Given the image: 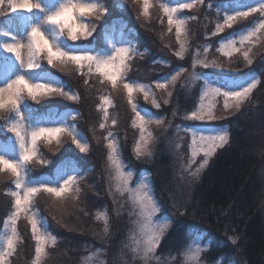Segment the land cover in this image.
<instances>
[{"label":"trees","instance_id":"16d2710c","mask_svg":"<svg viewBox=\"0 0 264 264\" xmlns=\"http://www.w3.org/2000/svg\"><path fill=\"white\" fill-rule=\"evenodd\" d=\"M166 1L171 2L152 0L149 7L152 21L143 23L138 19L136 5L133 4L134 9H126L125 3L97 0L98 7L103 9L100 20L89 21L95 24L92 35L75 43H92L95 49H102L105 28L120 23L128 34L132 51L115 88L89 66L79 68L69 61L49 66L45 58H39L37 69L55 76L61 81L62 89L75 98L67 99L54 93L33 100L24 94L26 107L35 117L52 109L73 111L72 122L88 149L81 152L72 142V136L62 133L51 143L46 139L38 140L36 155L25 165L30 179L52 175L66 160L77 170L76 180L63 197L55 201V196L41 191L32 198L33 211L55 240L41 255L39 264H82L83 258L93 251L102 253L105 264H184L181 254L195 235L210 242L201 258L204 264L220 259L224 260L223 264H264V30L260 31L256 45L245 46L240 54L224 62L215 60L219 68L209 72L212 75L224 72L229 77L253 74L259 78V83L238 108L231 107L223 114L218 112L219 116L230 117L228 121L222 119L229 127V140L194 176L198 165L190 162L189 135L183 128L193 122L185 116L194 111L197 94H184L169 81L164 89L153 86L154 94L148 100L142 93L135 95L133 103L148 109L156 118L149 125L152 134L147 151L137 155L135 148L140 131L137 124L133 125L135 113L123 87L128 82L153 85L172 73L170 59L164 58L167 53L164 43L173 47L178 38L172 31L171 39L163 33L167 23L158 6ZM2 9L6 10L5 5ZM0 13H3L1 24L4 17L1 8ZM198 16L200 26L194 21L189 25L191 42L199 44L202 37L205 39L206 34L213 33L209 49L216 58L220 57L219 43L225 34L250 28L263 18L257 12L216 33L218 15L208 11L207 17H203L209 22L210 33L205 34L208 22L203 21L201 14ZM245 52L254 57L251 64ZM171 54L175 57V53ZM187 55L190 57L192 53ZM157 58L163 59L158 61ZM185 66L191 70L190 63ZM105 99L111 103L104 104ZM12 113L10 107L0 109V139L7 140L14 135L6 126ZM109 141L115 146L118 144L119 156L135 177L140 172L148 173L153 197L160 208L158 216L171 217L173 221L179 219L191 226L184 236H178L172 231L174 225L170 224L153 260H141L130 243L138 212L117 185L115 167L109 159L112 155ZM16 180L10 170L0 171V233L14 211L12 191ZM101 215L104 218H100ZM15 227L18 237L7 264H37V241L28 218L19 215Z\"/></svg>","mask_w":264,"mask_h":264},{"label":"rangeland","instance_id":"374dc122","mask_svg":"<svg viewBox=\"0 0 264 264\" xmlns=\"http://www.w3.org/2000/svg\"><path fill=\"white\" fill-rule=\"evenodd\" d=\"M115 1L116 2L118 1L121 4L125 3L123 7L126 9L127 8L134 9V5H136L137 10L139 12L138 15L140 18L138 19L140 20V22L150 23L152 21L151 12H149V7L152 4V0H148L147 14H145L144 12L143 0H132V1L115 0ZM30 2L38 5V7L34 8L31 12H23V11L12 12L7 4H5L6 10H3L2 9L3 6H0L1 11L4 12V17L0 24V87H6L8 83L12 82L19 76H23L30 83L33 84L42 83L51 86L53 88H58L63 90L61 87L62 85L61 81H59L55 76H52L50 73L46 71H42V69L39 70L36 68L35 70L30 71L26 68L29 62H32L33 60L39 61L40 58V56L34 55L29 49L28 34L30 33L32 27H39L49 37L50 40H52L54 43L57 44L58 47H60L62 50L70 54L91 55L97 60H107L111 58L113 55H115L117 49L120 48L127 49L128 50L127 57L132 51L131 50L132 46H130L128 34L124 31V28L118 22H115L110 27L105 28L104 46L102 49H95L92 46V43L91 45L90 43H86V42H85L86 44H80V43L77 44L75 42H74L75 44L71 43V41H68L64 37H61L53 26L48 25L45 22L46 17L54 13L58 9L59 5L63 2V0H30ZM85 2L93 3L98 6L97 0H85ZM183 2H185V0H171V2L166 1L158 6V8L162 10V14L164 15L166 23L168 21V17L164 14L162 5L164 4V6L174 7ZM259 2L260 0H237L233 2H230L228 0H203L202 3H199L197 2V0H192L193 7L191 9H178V12L176 13L177 17L189 18V19H186L185 24L181 29V36L179 37L178 43L175 46L172 47L167 45L168 43H164V47H165L164 52H167L164 53V58H166L167 60L170 59L168 61L169 63H171L173 67L172 73L168 77L164 78V80L160 79L157 80L156 82L160 81V82H165L166 84V82L170 81L174 88H177L180 92H183L184 94H197V103L194 111L200 108L201 105L200 97L205 88L206 81L211 86L218 87L225 91L238 90L246 86L252 80H255L257 82L256 83V87H257L259 83V78L253 74L245 75L243 77H229L226 75V73L219 72V69L217 70V72H219L217 75H212L209 72L213 71L212 69L219 68L218 65L219 63H217L215 60L224 62L225 60H228L237 53L240 54L241 53L240 51L244 50L245 46L249 44L252 46L256 45L260 31L262 29L257 31L256 35L253 36L250 41H244L243 36L247 35L249 31L259 28L260 23H264V15H262L263 18L259 19V22L255 23L250 28L238 32H231V33L228 32L227 34H225L226 36H224L219 43L218 51L220 55L218 56L220 57L218 58H216L215 55H212V53H210L211 49L209 48L211 46V41L213 40L212 38L213 33L210 35L206 34V33H210L207 30L209 22L204 17H207L206 15L208 11L209 12L213 11L218 15L219 24H223L224 16L226 15V13L233 14L236 11L243 10L247 7H251L253 5L258 4ZM5 3H7V0H5ZM7 13L10 14V16L6 17L5 15ZM196 14L198 15L201 14L203 21L207 20L208 22L207 26L204 28L206 34L205 39L202 37L201 42L199 44L191 42V36L189 30V25L193 24V21L196 25L200 26L201 19ZM193 17L194 19H192ZM217 26H215L214 28L216 33H217ZM171 31L174 34H176V29L174 25L171 27ZM171 31H169V25L167 23V28L163 30L164 35L170 39L173 38V33ZM16 42H19L22 45V47L20 48V56H21L20 61L16 60L14 54H10L4 50L5 46ZM181 44L184 45V51L182 53H181ZM177 46H179V48L176 50ZM166 47L168 49H166ZM233 49H237V51H233ZM226 51H231L232 54L230 56L224 55V52ZM171 53H175V57ZM177 53H181V55H177ZM187 53L190 54L192 53V55L189 57L188 56L189 54L187 55ZM210 55L214 56L213 59L210 57ZM184 56H188V57L185 60H182ZM127 57L125 58L124 63ZM253 58H254L253 56L249 54L247 55L248 60L252 61ZM162 59L163 58L161 59L157 58L158 61ZM195 61H203L204 63L207 64H212L213 62H215V64L218 65V67H203L201 64L197 63L196 67L193 68V64ZM116 63L119 64V60H117ZM185 63H190L191 70L186 68ZM90 68L93 69L96 73H99L96 70L95 64H92ZM180 69H184L185 71L180 72L175 83H173L171 81V77L175 75L177 71ZM196 76H199L201 78H194ZM156 82L153 85L144 82H128L133 85L142 86V90L133 92L132 100L134 99L135 95L138 93H142L145 96L144 90H147L150 93L149 97L153 96L154 94L153 86L154 89L157 88ZM256 87L252 90V92L256 89ZM124 93L126 98H128L127 92L125 90ZM68 94L70 95V93ZM213 102L215 103V115L217 119L211 121L192 120L193 122L189 125H186L183 129L184 130L194 129L197 132H201V133H210L220 129H227L228 140H229V127L225 121H228L230 117L229 116L222 117V115L219 116L218 112H221L222 114L225 113L231 107H234L236 105V102L231 101L230 107L227 110H225L223 108L224 98L222 96L214 97V98L209 96L206 97L204 100L205 104L213 103ZM137 109L141 115L145 116L146 119L150 118L149 122L146 123L144 126L143 140L141 139L140 126L137 123V127L139 128L140 131V137L137 141L138 142L137 146L140 147L141 153L144 154L147 151L148 149L147 145L151 140L152 133L150 131L149 125L156 118L146 108H141L137 106ZM73 113L74 112L71 110L57 112L54 109H52L45 112V114L42 116L35 117L33 116L32 112L26 107V103L21 97L18 109L13 110L12 115L9 117V119L6 122V126L7 129L13 126L17 127L21 131V134L25 137L26 147L29 148H31V132L37 130L40 127L62 128L64 129V131L61 132L59 135H61L62 133H68L70 136H72V138H76L79 142L85 143L84 138L82 137V135H80L77 132V130L75 129V125L72 122V119L74 117ZM222 119L225 121H223ZM187 133L189 135V140H190V156H191L190 162L194 165H198L199 168L200 164L205 159L203 151L198 152L195 158H193L192 147H191L192 135L191 132H186V134ZM59 135L57 137L52 138L51 141H55L56 139H58ZM109 144H112L113 147L115 148V153H113L111 149L112 155L110 156H113L114 159L119 164V170H117L116 165H114L117 185L120 188L121 192L127 194L129 201L133 203L134 207L138 212L137 220L135 223L136 226L131 234V240H130L133 251L137 255V257H139L143 261L153 260L154 259L153 255L158 246L155 248L154 252L145 255V241L147 239V231L145 230L146 222L141 217L140 207L137 203L138 198L141 197L146 191L149 197L157 204L156 200L153 197L150 177L147 172H140V174H138V176L135 177V175L125 167L124 161L119 156V153L117 152L118 144L115 146V144L110 141ZM226 144L227 143H225L223 146H225ZM220 148L222 147L217 148L216 151ZM36 153L37 152L35 149V155ZM136 154L142 155V154H138L137 152ZM0 157L7 159L11 162L22 163L20 159L21 149L19 147V142L17 141L15 135H13V137L11 136L7 137V140L0 139ZM211 157L209 158L208 163ZM21 175L23 176L24 187H35V186L39 187L41 184H46L47 186H56L58 184L62 185L63 180L67 178H71V182L68 185V190L65 192L67 193L68 191H70L74 181L76 180L77 170L69 160H66L62 162L58 166V168L54 171V173L48 177H44L42 179H30L25 171V165L23 166V171ZM141 184H146L147 188L146 189L141 188L140 187ZM16 191H20L21 195L23 194V191L21 189H17L15 186L12 192H16ZM61 197H63V195L60 197H54V200L56 201ZM15 211L16 209L14 207V211L6 221V224L2 232L0 233V253H4L7 250V243H6L7 238L12 235V223L10 218L13 216V213ZM21 214H23L27 218L35 217L38 221L43 223V227L40 228V234L46 238V242L43 245V252L41 253L42 255L48 249L49 246L53 245L55 240L49 234V231L45 223L40 219V217L36 214V212L33 211L32 202L29 206V210L27 212H21L19 215ZM18 217H16V222ZM100 218H104V216L101 215ZM164 220L165 218H161L160 216H158V212L152 216L153 225L162 223L164 222ZM17 237L18 235L16 231V236L14 238L15 240L14 247L17 241ZM209 247H210L209 241H206L204 237L200 235H195L190 240L185 250L182 252L181 261L184 264H204V262L201 261V258L203 256V253L207 251ZM10 256L11 255H4L3 264L8 263ZM223 261H224L223 259H220L210 264H223L224 263ZM82 264H105V259L103 258V255L102 253H100V251H95V252L93 251L89 255L83 258Z\"/></svg>","mask_w":264,"mask_h":264},{"label":"snow or ice","instance_id":"6c2138e0","mask_svg":"<svg viewBox=\"0 0 264 264\" xmlns=\"http://www.w3.org/2000/svg\"><path fill=\"white\" fill-rule=\"evenodd\" d=\"M197 2L202 3L203 0H197ZM29 3L32 5L31 9H26L23 7H16L12 8L10 7L12 12L16 11H23V12H31L34 8H37L38 5L35 3H31L29 0ZM144 4V12L147 14L148 11V0H143ZM193 7L192 0H185V2L174 6H164L162 5V9L164 14L168 17V25H169V31H171V27L174 25L176 29V37L179 39L181 36V29L185 24L186 19L189 18H179L177 17L176 13L178 12V9H191ZM261 13L264 15V0H260V2L256 5H253L251 7H247L243 10L236 11L233 14H228L224 16L223 24H218L217 26V32L223 31L225 27L231 28L233 23L237 21L240 18H248L254 13ZM194 19V17L192 18ZM260 29H264V23H260L259 28L249 31L247 35L243 36L244 41H250L253 36L256 35V32ZM215 34V33H214ZM22 45L19 42L9 44L5 46V51L14 54L17 61L21 60L20 56V48ZM184 51V45L181 44V53ZM233 51H237V49H233ZM181 53H177V55H181ZM232 54L231 51L224 52V55L230 56ZM128 55V50L124 48L117 49L115 52V55H113L111 58L107 60H97L95 58H90L88 56H85L83 60H81L79 63H74L79 68H84L86 65L90 66L92 64L96 65V70L101 73L104 77L107 78L109 82H111L113 88L116 87L117 79L121 75V71L124 66V60ZM245 58L247 59V52H245ZM119 60V64L116 63V61ZM199 63L203 67H218V65L213 62L212 64L204 63L203 61H195L193 64V68L196 67V64ZM248 63L251 64V60H248ZM39 67V62L33 60L32 62H29L26 66L28 70H35ZM185 71L184 69H180L177 71L175 75L171 77V81L175 83L177 77L179 76L180 72ZM194 78H201L199 76H196ZM21 80H24L26 83L30 84L32 87L41 89V91L34 96H30L28 92L25 91H18L16 86L17 83ZM256 81L252 80L250 83H248L246 86L234 90V91H225L218 87H213L208 82H205V88L203 90V93L200 97L201 99V105L200 108L196 111H193L191 115L185 116V119L189 120H199V121H211L217 119L215 115V103H208L205 104L204 100L206 97H223L224 98V104L223 108L227 110L230 107V102L235 101L236 107L238 108L240 103L243 102L248 95L252 92V90L256 87ZM166 86L165 82H156V87L159 89H164ZM125 91L127 92L128 96V104L132 106V111L135 113V120L133 121V125L136 126L138 123L141 129V139L143 140V133H144V126L146 123L149 122V119H146L145 116L141 115L140 112L137 109V106L133 103L132 96L133 92L142 90V86L139 85H133L130 83H125L123 85ZM0 91L9 92L13 91L16 92L17 95V101L15 104L8 106L13 110H17L20 104L21 97L24 94H27L28 97L35 100L38 96H44L48 94L53 93H59V95H62L66 97L67 99H74L75 97L72 95H69L68 93L64 92L61 89L53 88L51 86L42 84V83H30L27 79H25L23 76H19L12 82L8 83L6 87H0ZM145 91V100H148L150 93L147 90ZM169 96H171V92L168 93ZM104 104H110L111 102L108 99H105ZM153 103L155 104V100H153ZM167 103V101H165ZM159 107V105H156ZM7 108V107H6ZM4 109V108H3ZM105 112V118L107 119V109L104 110ZM175 115V113H173ZM75 119V117H73ZM101 127H104L103 124L100 125ZM58 129V131H57ZM8 131L13 133L15 137L17 138V141L19 142V147L21 149V156L24 154H28L29 159L27 161L21 160L22 163H16L11 162L7 159H4L0 157V171H3L5 169L10 170L12 175L17 177L16 180V188L21 189L23 191V194L21 195L20 191L12 192V196L15 197V209L16 211L13 213V216L10 218L12 223V235L7 238V250L4 253H0V264H3V258L4 255H11V253L14 251V238L16 236V217L19 216L21 212H27L29 210V206L32 202V198L36 196L37 193L43 191L45 193H49L52 196L60 197L62 196L67 190L68 185L71 182V178H67L63 180V184H58L56 186H47L46 184H41L39 187H24L23 184V176L21 175L22 170L21 166L22 164H28L35 155V147L37 144V141L41 138L48 140L49 143H51L52 138L57 137L61 132L64 131L62 128H51V127H40L35 131L31 132V148L26 147L25 143V137L21 134V131L13 126L9 127ZM186 132H191L192 135V155L193 158L198 154V152L203 151L205 159L200 164L199 168L196 170V173H193L195 176L201 169H203L207 164L209 158L215 153L216 149L219 147H223L225 143H227L228 140V132L227 129H220L215 132L210 133H201L197 132L194 129H185ZM49 132H55L56 134L54 136L49 137L47 134ZM76 147L81 152H86L87 146L84 143L79 142L76 138H73L72 141ZM108 147L112 149L113 153H115V148L112 144H109ZM136 152L138 154H142L140 151V147L137 146ZM110 160H112V163L116 165L117 170H119V164L114 159L113 156L109 157ZM141 188L146 189V184H141ZM137 203L140 207V213L142 219L146 222V231H147V239L145 241V255H148L149 253H152L155 251V248L160 243L161 238L165 234V232L168 230L170 224L174 225L172 227L173 233L177 234L178 236H184L188 229L191 228L190 225H185L182 221L179 219L173 221L171 217L165 218L164 222L158 223L153 225L152 223V216L160 211L159 206L149 197L148 193L145 191L144 194L138 198ZM28 222L31 225L33 236L36 238L37 241V247H36V257H37V264H39L40 255L43 252V245L46 242V238L40 234V228L43 227V223L38 221L35 217H29ZM235 242V241H233Z\"/></svg>","mask_w":264,"mask_h":264},{"label":"clouds","instance_id":"9594fccd","mask_svg":"<svg viewBox=\"0 0 264 264\" xmlns=\"http://www.w3.org/2000/svg\"><path fill=\"white\" fill-rule=\"evenodd\" d=\"M5 4L12 8H32L29 0H7V3H5V0H0V6ZM102 11L103 9L96 4L85 2V0H63L58 9L46 17L45 22L53 26L61 37L66 38L68 41L77 42L87 40L92 35L95 24L89 23V21L100 20ZM2 14L0 13V15ZM28 41L30 51L36 56L45 58L49 66L57 62L64 63L66 61L79 63L85 56L94 58L91 55L70 54L62 50L39 27L31 28L28 34ZM16 88L18 91L26 90L30 96L37 95L41 91V89L32 87L24 80L19 81ZM16 101V92L0 91V109L11 106ZM55 134V132H49L47 135L51 137ZM20 159L27 161L29 156L24 154ZM24 165L27 164H22V171Z\"/></svg>","mask_w":264,"mask_h":264}]
</instances>
